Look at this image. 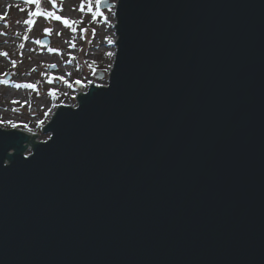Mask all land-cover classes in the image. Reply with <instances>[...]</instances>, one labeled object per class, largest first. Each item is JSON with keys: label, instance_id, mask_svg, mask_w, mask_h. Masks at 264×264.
<instances>
[{"label": "water", "instance_id": "water-1", "mask_svg": "<svg viewBox=\"0 0 264 264\" xmlns=\"http://www.w3.org/2000/svg\"><path fill=\"white\" fill-rule=\"evenodd\" d=\"M118 15L112 92L0 140V264H264V0Z\"/></svg>", "mask_w": 264, "mask_h": 264}, {"label": "rangeland", "instance_id": "rangeland-1", "mask_svg": "<svg viewBox=\"0 0 264 264\" xmlns=\"http://www.w3.org/2000/svg\"><path fill=\"white\" fill-rule=\"evenodd\" d=\"M109 2L112 3L113 0H109ZM56 3L57 8L49 7L48 10L55 11L73 20L80 18L81 14L78 11H72L73 8L79 5L80 0H56ZM17 4L29 11L34 10V6H26L22 0H0V119L27 122L32 128V132L25 133L30 136L39 135L36 141L41 143L48 140L49 135L43 133V128L51 121L57 108L53 109L47 118L43 115L44 111L52 104L75 106L77 102L73 97H75L76 91L81 90L80 86L75 84H73L72 89H68L59 82L50 86L43 81L53 76L62 75L65 72H72L70 81L87 77V79L100 82L101 74H105L103 79L107 81L108 76L102 69L108 63L114 61H110L105 53L116 51V49L114 45L107 44L104 37L111 36L112 39L117 41V36L116 33L112 35L114 30L96 25L97 36L93 39L91 31H89L88 39L91 42L86 43L83 34L79 30L71 32L63 28L59 22L29 17L25 12L18 10ZM61 9L63 10L61 11ZM28 18L37 21L34 28L32 25L23 24V20ZM17 21H20V23H17ZM112 22L116 23L114 17ZM5 25H8V27H5ZM46 27L54 30L52 35L44 34L43 29ZM57 32H63L64 34L62 36L56 35ZM4 33H7V35H4ZM18 33L20 35H17ZM23 36H28V40H23ZM45 38L50 39L49 45L36 43L37 40L42 42ZM69 39L77 45L76 49L70 48L66 43ZM21 43L25 44L24 49L19 48ZM49 48L56 51H49ZM81 48L84 49L83 52L80 51ZM5 52L8 53L7 57L3 55ZM72 56H75L76 60L65 63L72 60ZM13 60L16 61V67L13 66ZM85 60L89 62L92 60L97 61L99 68L95 76L83 64ZM50 64H56L57 67H48ZM77 68L80 70L77 71ZM37 81L40 82L39 94L27 89L15 88L17 83H36ZM56 89H58V98L53 99L47 95L49 90ZM65 92L67 95H64ZM13 101H20V103H13ZM39 120L45 121L42 127H37ZM29 153H32L31 148H29L27 155Z\"/></svg>", "mask_w": 264, "mask_h": 264}, {"label": "snow or ice", "instance_id": "snow-or-ice-1", "mask_svg": "<svg viewBox=\"0 0 264 264\" xmlns=\"http://www.w3.org/2000/svg\"><path fill=\"white\" fill-rule=\"evenodd\" d=\"M23 4L26 6H34V10H27L26 8H21L19 4L16 5L19 11L25 12L29 17H36L40 19L45 20H53L56 22H59L60 25L70 30L71 32H76L79 30L80 33L83 34L84 41L91 42L88 39L89 31H91V37L94 39L97 34V27L96 25H100L103 28L106 29H112L114 30L112 32V35H115L116 32H119L120 29L117 27V25L121 24V16L118 15L122 11V9L125 6V0H113V2L110 4L109 0H80V3L77 7L73 8L72 11H78L81 15L79 19H71L68 17H64L60 14H58L55 11L48 10L49 7L51 8H57L58 5L56 3V0H22ZM47 5V7H46ZM11 7V6H9ZM63 9H61L62 11ZM115 18L116 23L112 22V18ZM17 23H20V21H17ZM37 21L31 18L23 20V24L25 25H32L33 28L36 26ZM86 25V26H83ZM83 26V27H79ZM5 27H8V25H5ZM53 29L46 27L43 29V32L45 35H52ZM63 32H57L56 35H63ZM4 35H7V33H4ZM17 35H20L19 33ZM122 37V35H121ZM28 36H23L22 39L27 41ZM107 44L109 45H115L117 48V51H119L122 48L123 40H120L119 45L116 44V41L111 38V36L104 37ZM37 44H40L41 42L39 40L36 41ZM68 43L69 47L72 49H76L77 45L69 39L66 41ZM20 49L25 48V44L21 43L19 44ZM34 51V49H32ZM49 51H56L55 49L49 48ZM81 52L84 51L83 48L80 49ZM5 57L8 56V53H3ZM105 55L109 58L110 61H114L108 63L102 71L107 74L108 80L105 81L103 77H101L100 82H96L93 79H87L85 77L84 79H76L74 81H70V77L72 76V72H65L62 75L53 76L50 79L44 80L43 82L47 85H54L56 82H59V84L63 85L64 87L68 89H72L73 84L79 85L80 88L83 90V95L81 102L74 107L77 109L76 111H71L73 115L78 114V110H82L83 105L90 100L92 97H99L104 96L112 92L114 87V82L116 80L117 76V68L119 66L120 56H117L116 51H107ZM76 60L75 56H72V60L66 61L65 63H71L72 61ZM13 66L16 67V61H12ZM83 64L87 66V68L90 70L91 74L93 76L96 75L97 70L99 68L97 61L92 60L89 62L88 60L83 61ZM48 67L56 68V64H50ZM115 69V71H113ZM77 71L80 69L77 68ZM43 76V74H42ZM39 81L36 83H24V84H15L16 89H27L31 90L34 93L39 94ZM47 95L51 96L53 99L58 98V89L56 90H49L47 92ZM64 95H67L65 92ZM75 99V97H73ZM13 103L19 104L20 101H13ZM59 107H67V105H57L52 104L50 107L47 108L46 111H44L43 115L45 118H47L55 108ZM64 113L59 112L56 116V120L60 119L61 116H63ZM44 120H39L37 122V127H42L44 125ZM52 132L51 130H49ZM31 133L32 128L29 126L27 122L24 121H13V120H3L0 119V140H9V139H21L23 140L22 147L24 151L20 153V156L23 152L27 151V148L25 146V140L27 137L23 133ZM48 141H53V136L48 137ZM45 141L44 145H48L49 142ZM7 157H14L15 156V149H12L11 151L7 152ZM22 157V156H21ZM31 157L32 159L35 158V154L29 153L28 156H23L24 161H29ZM12 166V159H4L3 160V167L8 168Z\"/></svg>", "mask_w": 264, "mask_h": 264}, {"label": "built area", "instance_id": "built-area-1", "mask_svg": "<svg viewBox=\"0 0 264 264\" xmlns=\"http://www.w3.org/2000/svg\"><path fill=\"white\" fill-rule=\"evenodd\" d=\"M97 46H98V45H97ZM96 48H98V47H96ZM97 51H98V49H97ZM79 94H81V92L76 93V95H75V99H76V97H77Z\"/></svg>", "mask_w": 264, "mask_h": 264}]
</instances>
